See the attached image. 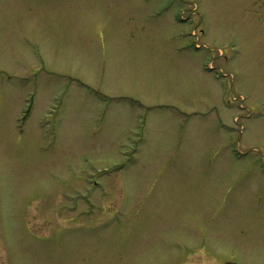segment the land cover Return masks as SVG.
<instances>
[{
	"label": "rangeland",
	"instance_id": "obj_1",
	"mask_svg": "<svg viewBox=\"0 0 264 264\" xmlns=\"http://www.w3.org/2000/svg\"><path fill=\"white\" fill-rule=\"evenodd\" d=\"M228 261L264 264V0H0V264Z\"/></svg>",
	"mask_w": 264,
	"mask_h": 264
},
{
	"label": "water",
	"instance_id": "obj_2",
	"mask_svg": "<svg viewBox=\"0 0 264 264\" xmlns=\"http://www.w3.org/2000/svg\"><path fill=\"white\" fill-rule=\"evenodd\" d=\"M225 264H237V263H234V262H226Z\"/></svg>",
	"mask_w": 264,
	"mask_h": 264
}]
</instances>
